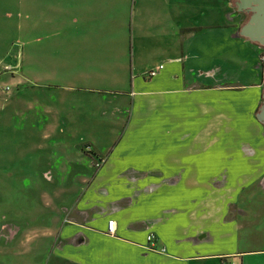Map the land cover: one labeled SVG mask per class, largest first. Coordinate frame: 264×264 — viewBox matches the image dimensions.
I'll return each mask as SVG.
<instances>
[{
    "label": "crops",
    "instance_id": "0c3cea01",
    "mask_svg": "<svg viewBox=\"0 0 264 264\" xmlns=\"http://www.w3.org/2000/svg\"><path fill=\"white\" fill-rule=\"evenodd\" d=\"M242 20L231 0H0V54L21 57L4 86L25 84L57 185L43 264H264V69Z\"/></svg>",
    "mask_w": 264,
    "mask_h": 264
},
{
    "label": "rangeland",
    "instance_id": "374dc122",
    "mask_svg": "<svg viewBox=\"0 0 264 264\" xmlns=\"http://www.w3.org/2000/svg\"><path fill=\"white\" fill-rule=\"evenodd\" d=\"M231 2L234 4V0ZM246 17V13H241L242 21ZM0 44L1 52L8 44L3 41ZM3 52L0 54V264H43L52 250L50 243L53 245L54 239L50 236L54 229L44 227L48 210L41 208L40 195L45 191L52 193L57 185L47 182L40 173L47 148L40 147L38 137L24 132L25 84H10L11 91L4 86L14 81L11 75L18 70L21 57ZM20 72L23 73V68ZM17 227L22 231L15 232ZM29 228L32 229L26 230Z\"/></svg>",
    "mask_w": 264,
    "mask_h": 264
},
{
    "label": "water",
    "instance_id": "95a60500",
    "mask_svg": "<svg viewBox=\"0 0 264 264\" xmlns=\"http://www.w3.org/2000/svg\"><path fill=\"white\" fill-rule=\"evenodd\" d=\"M235 8L248 17L239 27V34L264 47V0H234ZM256 118L264 124V91Z\"/></svg>",
    "mask_w": 264,
    "mask_h": 264
},
{
    "label": "built area",
    "instance_id": "2783aa9c",
    "mask_svg": "<svg viewBox=\"0 0 264 264\" xmlns=\"http://www.w3.org/2000/svg\"><path fill=\"white\" fill-rule=\"evenodd\" d=\"M262 47V46H261ZM259 63L262 67V69H264V47H262V51L259 55ZM154 72L153 69H150L149 73L152 74ZM102 161V159H100ZM96 164H99V163H96ZM115 232V221L113 219H109L107 221V229H106V233L108 234H114ZM147 241L149 244H147L145 247L149 250H154V251H164V247L160 248V249H157L155 246H154V241H155V238H154V234L152 233H149L147 235Z\"/></svg>",
    "mask_w": 264,
    "mask_h": 264
},
{
    "label": "trees",
    "instance_id": "16d2710c",
    "mask_svg": "<svg viewBox=\"0 0 264 264\" xmlns=\"http://www.w3.org/2000/svg\"><path fill=\"white\" fill-rule=\"evenodd\" d=\"M247 17H248V14H247ZM247 17H246V18H247ZM246 18H245V19H246Z\"/></svg>",
    "mask_w": 264,
    "mask_h": 264
},
{
    "label": "flooded vegetation",
    "instance_id": "af4514ba",
    "mask_svg": "<svg viewBox=\"0 0 264 264\" xmlns=\"http://www.w3.org/2000/svg\"><path fill=\"white\" fill-rule=\"evenodd\" d=\"M241 13H243V12H241ZM246 14H248V13H246Z\"/></svg>",
    "mask_w": 264,
    "mask_h": 264
}]
</instances>
